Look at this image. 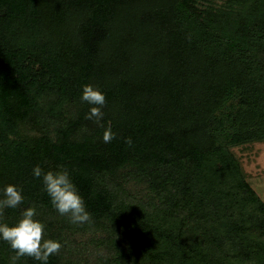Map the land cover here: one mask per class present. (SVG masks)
Returning a JSON list of instances; mask_svg holds the SVG:
<instances>
[{
  "label": "trees",
  "instance_id": "trees-1",
  "mask_svg": "<svg viewBox=\"0 0 264 264\" xmlns=\"http://www.w3.org/2000/svg\"><path fill=\"white\" fill-rule=\"evenodd\" d=\"M256 143L264 0H0V189L25 198L0 220L35 206L64 245L48 264H264V199L236 152ZM36 166L68 169L91 223L53 208Z\"/></svg>",
  "mask_w": 264,
  "mask_h": 264
},
{
  "label": "clouds",
  "instance_id": "clouds-1",
  "mask_svg": "<svg viewBox=\"0 0 264 264\" xmlns=\"http://www.w3.org/2000/svg\"><path fill=\"white\" fill-rule=\"evenodd\" d=\"M188 38L191 39L190 36ZM81 100L91 106L85 118L104 129L103 141L110 143L116 134L110 125L105 127L103 123L105 94L96 86L86 84L82 90ZM125 143L131 147L132 138H126ZM33 175L42 179L43 190L49 196L53 208L61 216L67 217L74 225L91 223V213L86 209L85 201L68 169L60 168L45 172L40 166H36ZM24 200L22 189L16 185L8 184L0 189V218L3 217L5 209H16ZM45 227V224L37 219L35 206L24 209L19 219L12 224L0 220V240L6 242L15 253L11 257V264H17L22 257H30L41 264H48L51 256L60 253L64 245L59 240L46 238Z\"/></svg>",
  "mask_w": 264,
  "mask_h": 264
},
{
  "label": "rangeland",
  "instance_id": "rangeland-1",
  "mask_svg": "<svg viewBox=\"0 0 264 264\" xmlns=\"http://www.w3.org/2000/svg\"><path fill=\"white\" fill-rule=\"evenodd\" d=\"M236 152L243 156L245 168L250 173L255 188L264 199V143H256L246 152L236 148Z\"/></svg>",
  "mask_w": 264,
  "mask_h": 264
}]
</instances>
